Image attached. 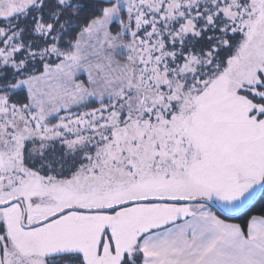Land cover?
<instances>
[{
  "label": "snow or ice",
  "instance_id": "1",
  "mask_svg": "<svg viewBox=\"0 0 264 264\" xmlns=\"http://www.w3.org/2000/svg\"><path fill=\"white\" fill-rule=\"evenodd\" d=\"M258 196L264 0H0V264H264Z\"/></svg>",
  "mask_w": 264,
  "mask_h": 264
},
{
  "label": "trees",
  "instance_id": "2",
  "mask_svg": "<svg viewBox=\"0 0 264 264\" xmlns=\"http://www.w3.org/2000/svg\"><path fill=\"white\" fill-rule=\"evenodd\" d=\"M257 209L258 210L260 207L264 206V199H261L260 196L257 198ZM256 210H254V212L252 214H255Z\"/></svg>",
  "mask_w": 264,
  "mask_h": 264
},
{
  "label": "water",
  "instance_id": "3",
  "mask_svg": "<svg viewBox=\"0 0 264 264\" xmlns=\"http://www.w3.org/2000/svg\"><path fill=\"white\" fill-rule=\"evenodd\" d=\"M258 197H259V196H258ZM258 197H257V198H258Z\"/></svg>",
  "mask_w": 264,
  "mask_h": 264
}]
</instances>
